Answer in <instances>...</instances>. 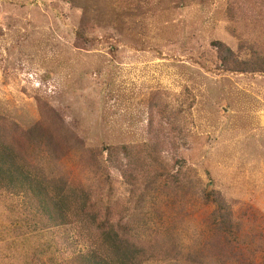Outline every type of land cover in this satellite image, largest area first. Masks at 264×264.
Listing matches in <instances>:
<instances>
[{
  "label": "rangeland",
  "instance_id": "rangeland-1",
  "mask_svg": "<svg viewBox=\"0 0 264 264\" xmlns=\"http://www.w3.org/2000/svg\"><path fill=\"white\" fill-rule=\"evenodd\" d=\"M134 1L0 0V142L113 224L138 200L125 236L172 253L142 264H264V0ZM29 213L0 192V264H65Z\"/></svg>",
  "mask_w": 264,
  "mask_h": 264
},
{
  "label": "trees",
  "instance_id": "trees-1",
  "mask_svg": "<svg viewBox=\"0 0 264 264\" xmlns=\"http://www.w3.org/2000/svg\"><path fill=\"white\" fill-rule=\"evenodd\" d=\"M128 1L126 6L135 2ZM78 31L77 36L80 38L82 34ZM213 45L221 58L227 51V59L235 60L240 72L262 71V66H257L256 62L238 60L224 43L216 41ZM27 132L31 135L33 128H29ZM42 142H45L48 147L52 146L40 139L36 142L39 149H47L41 146ZM10 145L0 142V192L5 191L14 196H20L30 211L29 217L44 229L71 232L75 235L72 237L70 234L55 248L62 256L70 249V245L74 246L72 254L65 258V264H142L168 260L172 257L171 249L167 244L157 242L161 252H155L149 235H143L142 238L141 233L131 238L125 236L127 235L124 232L126 223L121 219L125 213H129L140 205H137L138 200L128 201L129 207L123 204L119 212L120 219L113 224L108 220L111 216L107 209L103 210L102 216L98 213L90 201L91 195L88 190L60 176L46 175L16 153V148L20 149L19 146L12 144L11 147ZM105 150H107L109 161H112L114 149L106 147ZM120 170L126 177V170ZM206 195L207 193L204 192L205 199L208 196ZM207 201L216 202V205L221 207L215 197L211 196ZM92 229L100 230V236L95 234L94 237ZM76 245L83 247L84 251L76 249Z\"/></svg>",
  "mask_w": 264,
  "mask_h": 264
}]
</instances>
